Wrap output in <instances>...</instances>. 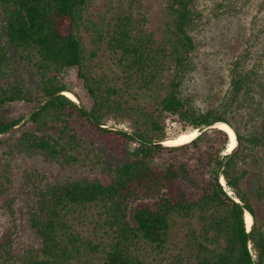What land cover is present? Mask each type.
<instances>
[{
	"label": "trees",
	"instance_id": "1",
	"mask_svg": "<svg viewBox=\"0 0 264 264\" xmlns=\"http://www.w3.org/2000/svg\"><path fill=\"white\" fill-rule=\"evenodd\" d=\"M94 1L0 0V195L11 183L4 155L62 168L96 159L101 168L44 186V174L27 171L37 241L19 250L8 228L0 263L264 264V174L247 184L264 173V61L236 59L221 102L201 107L184 88L196 69L197 0H165L159 32L132 3L94 14ZM69 68L90 108L65 94L83 100L64 79ZM21 102L29 110L16 118ZM168 117L198 134L156 144L167 140ZM219 122L235 133L231 151Z\"/></svg>",
	"mask_w": 264,
	"mask_h": 264
},
{
	"label": "rangeland",
	"instance_id": "2",
	"mask_svg": "<svg viewBox=\"0 0 264 264\" xmlns=\"http://www.w3.org/2000/svg\"><path fill=\"white\" fill-rule=\"evenodd\" d=\"M130 3L134 5L136 12L146 14L149 29L160 31L164 19L165 0H95L91 11L96 14L111 6L118 4L129 6ZM220 3H223V6H220ZM197 7L202 12V23L195 31L196 69L187 78L184 88L196 96L198 105L206 108L221 102V97L230 85V69L236 59L245 60L248 67L264 61V0H197ZM63 75L68 86L83 98L81 100L76 96L75 101H83V104L90 108L92 100L82 89L77 69L69 68ZM28 82L33 84L36 79L28 77ZM11 108L12 116L16 118L29 110L23 102L13 104ZM107 126L130 130V123L126 120H110ZM166 127L167 140L193 129L184 128L172 117L166 119ZM3 157L1 170L5 171L11 183L7 193L0 195V235L8 228L16 229L19 250L20 247L36 244L37 241L27 223L28 209L35 199V189L33 182L26 177L27 171L37 170L44 174L46 181L43 184L36 182L44 186L45 183H55L68 177L97 174L101 169L96 159L74 168H62L44 162L41 157L22 154ZM105 160L109 163H118V160L106 154ZM262 172L254 171L250 175L247 180L248 187L255 184L259 175L264 174ZM258 212L260 218L264 220V205L258 208Z\"/></svg>",
	"mask_w": 264,
	"mask_h": 264
},
{
	"label": "bare ground",
	"instance_id": "3",
	"mask_svg": "<svg viewBox=\"0 0 264 264\" xmlns=\"http://www.w3.org/2000/svg\"><path fill=\"white\" fill-rule=\"evenodd\" d=\"M65 94L67 96H69L70 98H72V99H76L75 95L73 93L69 92V91H65ZM218 125L223 127L224 129H226L229 132L230 137H231V141L229 143V148L228 149H229V151H231L234 148V146L236 145L235 133H234V131L232 129H230L224 123H219ZM197 134H198L197 129L193 128L191 130L184 131V132L180 133L179 135H177V136H175L173 138L171 137L170 139H168L164 143L168 144V145L182 144V143L190 141L191 139L196 137ZM222 182L224 183V179L223 178H222ZM245 218H246L247 226L250 228L252 226V224H253V217L248 212H246Z\"/></svg>",
	"mask_w": 264,
	"mask_h": 264
},
{
	"label": "water",
	"instance_id": "4",
	"mask_svg": "<svg viewBox=\"0 0 264 264\" xmlns=\"http://www.w3.org/2000/svg\"><path fill=\"white\" fill-rule=\"evenodd\" d=\"M219 123H224V124H226L230 129H232L227 123H225V122H219ZM219 123H217L214 127H217V125L219 124ZM233 130V129H232ZM156 144H164L165 145V143L163 142V141H161V142H158V143H156ZM222 180V179H221ZM223 183V182H222ZM224 184V183H223ZM246 212H248V211H246ZM250 215H251V213L250 212H248ZM253 217V216H252ZM251 228V227H250ZM249 228V229H250Z\"/></svg>",
	"mask_w": 264,
	"mask_h": 264
},
{
	"label": "clouds",
	"instance_id": "5",
	"mask_svg": "<svg viewBox=\"0 0 264 264\" xmlns=\"http://www.w3.org/2000/svg\"><path fill=\"white\" fill-rule=\"evenodd\" d=\"M72 93H73V92H72ZM106 126H107V125H106ZM228 147H229V144H228ZM221 179H222V178H221ZM221 181H222V180H221ZM246 225H247V224H246ZM251 227H252V226H251ZM247 228H248V230H250V229H251V228L249 229V227H248V226H247Z\"/></svg>",
	"mask_w": 264,
	"mask_h": 264
}]
</instances>
